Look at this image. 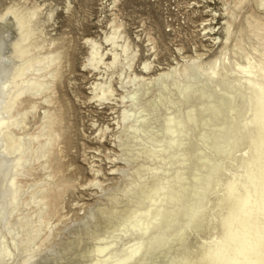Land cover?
<instances>
[{"label": "bare ground", "instance_id": "obj_1", "mask_svg": "<svg viewBox=\"0 0 264 264\" xmlns=\"http://www.w3.org/2000/svg\"><path fill=\"white\" fill-rule=\"evenodd\" d=\"M252 1L254 0H221L225 15L224 35L213 59L203 60L202 53L188 57L183 55L185 56L183 62H176L168 69H162L154 75L148 74L155 66L154 61L150 59L141 62V71L133 69L135 59L139 55V47L128 37L124 23L118 18L113 17L110 20L109 29L104 30L101 39L86 38L89 51L84 66L92 70H103L105 75L104 80H97L91 85V99L102 103L113 101L118 106L116 125L119 132L116 138L123 152L119 158L126 163L128 169L122 166V169L117 167V170H122L126 181L137 169H142L143 172L154 171L151 177H156L157 171L162 169L160 166L162 162H165V165H173L175 155L184 159L185 153L183 150V153H180L179 148L187 144L184 134H188V127L198 114L195 108L186 105L193 96L190 93H197L200 102L203 101L208 105V107L203 106L204 108L200 106L206 120L202 118L203 115L198 114L204 120L205 126H214L216 123L210 125L213 121L209 116L218 113L216 119L221 122L218 126L219 131H227V135L219 134L220 132L216 134L218 139L211 148L214 154L218 157L229 156L232 159L238 155L240 160L237 163L248 162L242 171L235 167L226 168L230 176L225 181L218 177L217 191L219 188L222 189V186L224 188L226 186V191H222L221 197L216 196L214 213L210 216L211 225H213V236L210 241L212 240L213 243L202 245L199 251L201 254L199 253L200 255L196 257L191 256L190 253L191 257L184 258V264H196L197 260L202 258L205 251L211 247L216 249L215 255L218 254L216 258L221 259L218 264L261 262L262 256L257 253L255 255L252 248L257 245L255 236L252 232L239 227L242 221L252 219L251 212L257 210V204L251 199H245L240 206L230 204L226 206L224 201L234 185L242 181L246 184V179L248 180L246 170L254 166L250 162H253L252 159L257 154V157L260 156L259 162H256L257 168L252 169L259 173L253 174V177L250 175L251 179H256L257 186L249 188L252 192L250 197L256 194L264 200V187L258 186L262 177L259 175L264 172V0H256L254 7L251 6ZM116 2L117 0H114V3ZM39 9V6H32L25 12L12 5L0 14V242L4 255L16 252V257L10 264H59L61 257H43L38 250L51 238L57 226L56 222L61 220L59 209L61 199L74 182L72 177L65 174L62 162L65 157V136L69 125L65 119L67 105L63 103L65 100L62 101L58 96V88L62 82L65 53L55 47L54 38L38 41L35 17ZM147 40L152 55L156 57L157 44L154 38L148 36ZM117 67L120 68H118L120 71L117 83L122 89L121 92L117 90L113 81ZM194 96L197 100V96ZM189 103L192 104V101ZM242 107H244V115L239 121L236 112ZM29 116L34 119L32 123L29 122ZM37 117L38 120H36ZM99 131L101 135L105 134L103 129ZM179 135H184V138H179ZM211 143L208 142L207 146ZM240 147H242L240 155L235 154L236 149ZM126 150H129L127 155L130 154V157L126 155ZM136 153H140V156L137 157ZM214 160L216 162L214 161L212 166L216 167L219 160ZM228 160L225 158L224 161ZM176 161L180 159L177 158ZM37 169L42 172L38 179L35 178ZM92 169L96 174L101 172L100 169H94V167ZM163 169L167 175L172 174L168 168ZM195 173H193L194 176ZM174 175L176 176V173ZM174 175H168L166 182L169 183L174 179ZM156 180L153 179L151 182V193L154 194L168 187L170 189V185L167 184L166 188ZM92 181L95 182V186L104 189L97 177ZM249 181L247 184H253L250 179ZM132 182L134 183L133 180ZM144 185V183L141 185L142 189ZM116 188L119 190V186ZM120 189L126 195L127 190L129 193V188L123 189L124 191ZM113 190L104 191V196L115 200L118 195L115 196ZM150 202L152 205L157 203L153 198ZM249 204L250 208H247L246 205ZM199 207L198 205L194 209V213L192 211V215L196 212L198 214ZM142 209L137 212L140 214L136 217L137 220H142V225H145L143 222L146 220L142 216L153 209L154 215L160 211V208L155 207L144 209L143 206ZM94 210L90 212L91 220L97 217L98 212L103 211L102 206ZM223 210H225L224 213L228 211L227 215L230 214L228 219L232 218L235 221L230 228L223 229L218 225V213ZM234 215L236 218L233 217ZM87 218L88 216L81 225L74 226L75 232L89 225L91 220ZM123 232L127 233L129 230ZM110 237L113 238V236ZM119 238L116 243L120 241ZM130 242L128 243L132 244ZM118 244L120 245L121 242ZM96 250L101 253L104 246H98ZM126 260L128 259L122 257L117 261L122 264ZM103 262V260H97L90 264H104Z\"/></svg>", "mask_w": 264, "mask_h": 264}, {"label": "rangeland", "instance_id": "obj_2", "mask_svg": "<svg viewBox=\"0 0 264 264\" xmlns=\"http://www.w3.org/2000/svg\"><path fill=\"white\" fill-rule=\"evenodd\" d=\"M255 1H252V7L256 4ZM12 5L25 12L32 6H39L38 15L35 17L38 41L54 38L55 47L60 48L65 53L62 68L63 77L58 88V96L62 101L65 100L63 103L67 105L65 119L69 125L65 136V154L63 153L65 157H63L62 162L66 171L65 174L72 177L74 182L73 186L65 191L61 199L59 207L61 220L56 222V228L61 227V229L54 228L51 238L39 248L40 256L61 257L59 264H90L97 260H103L104 264H116V262L118 263L117 260L122 257L128 259L122 264L127 262H129L128 264H137L136 262H139L138 264H166L165 262L168 264H184L187 257L189 258L192 255L196 257L199 253L201 254L199 251L202 245L213 243L212 240L210 241L213 236V225H211L210 216L214 213L216 199L222 196L223 190L226 191V186L225 188L222 186V189L219 188V191H217L218 177L220 176L219 178L225 181L230 176L226 168L235 167L242 171L248 165L246 164L248 162L237 163L240 160L238 155L233 157L235 159H232L229 156L218 157L214 154L211 148L218 139L216 134L220 132L219 134L227 135V131H219L218 126L221 122L216 119L218 113L209 116L210 120L213 121H209V123L211 122L210 125L216 124L211 127L205 126L204 120H202V118L205 119L202 108H204L203 106L208 107V105L203 101L200 102L197 93H190L193 96H191L188 103L186 102V105L195 108L196 113L198 112L200 116H203L201 118L195 113L196 118L192 120L190 127H188V134H184L187 144L179 148L180 153H183V151L185 153L184 159L182 160V158L175 155L173 165H165V162H162L160 164L162 169L157 171L158 176L156 175V177H151L154 171L143 172L142 169H137L126 181L125 176L122 175V170H117V167L122 169V166L128 169L126 163L119 158L123 155V152L120 150L116 138L119 132L116 125L118 106L113 101L102 103L91 99V85L97 80H104L105 75L103 70H92L90 67L84 66L89 51L86 38L101 39L104 30L109 29L110 20L116 17L124 23L126 34L139 47V55H137L133 65L135 71L142 70V63L146 59H150L155 63L154 69L152 68L148 73L150 75H154L162 69H168L170 65H174L176 62H183L185 56H192L196 53H202L203 60L208 61L215 57L224 35L225 15L221 0H117L116 3H114V0H0V14ZM148 36L154 38L157 44L156 57L152 55V50L149 48ZM183 55L185 56L183 57ZM118 68L115 69L117 73L113 75V81L117 86V90L121 92L122 89L117 83L119 82L117 76L120 71V68ZM194 95L197 96V100ZM191 101L192 104L189 103ZM182 108L185 107L182 106ZM239 110L236 113L240 121L244 115V107L239 108ZM33 120L29 116V122L32 123ZM36 120H38V117ZM100 129L105 131V134L103 132L104 135H101ZM184 135H179V138H184ZM242 140L244 139L242 138ZM208 142H212L211 145L207 146ZM185 147L187 148L185 149ZM241 148L236 149L235 154L240 155ZM128 152L129 150L125 151L126 155ZM136 155L139 157L140 153H136ZM257 155L252 159L253 162H250L254 166L246 170L248 176L246 184L244 181L237 183L223 199L226 206L229 204L240 206V203L245 199H251L257 204V210L251 212L250 218L252 217V219L242 221L239 227L252 232L255 236L254 239H256L257 245L252 248L255 255L257 253L262 256V258L260 257V263L264 264V200L255 193L254 197H250L252 192L249 189L251 186H257L256 179L250 178V175L253 177V174L258 175L259 173L254 170L258 165L256 162H259L260 158ZM127 156L130 157V154ZM177 158L180 161H176ZM225 158L226 160L231 158L229 159L231 161H224ZM214 159H220L216 167L212 166L214 161L216 162ZM222 159H224V162ZM93 167L94 169H100L101 172L94 173ZM163 168H168L169 172H172V174H168L169 176L176 173L175 178L169 183L166 182L168 175ZM208 168L209 170H207ZM221 170L222 173H220ZM36 172L35 178L38 179L41 177L42 172L40 169H37ZM194 172H196V177L193 174ZM263 173L259 175V177L262 176L259 180L260 185H258L260 187H264ZM95 177L102 182V188L104 189L94 185L95 182L92 180ZM153 179H157L156 181L164 187L167 184L170 185V189L166 187L167 189L154 192L156 194L154 195L151 193L150 187ZM249 179L253 184H247L250 182ZM139 182L141 183L139 184ZM143 183L145 185L142 189L141 185ZM116 186H119V190ZM120 188L122 190L129 188V193L128 190L125 191L126 195ZM108 190L115 191V196L118 195V197L116 196L114 200L104 196V191ZM151 198L156 199L157 203L152 205ZM213 203L214 205H212ZM198 205L204 211L198 208V214L196 212L192 215V211L194 213V209ZM101 206L104 212L101 210V212H98L97 217L91 220V217L89 218L91 216L90 212L99 209ZM143 206L144 209L148 207L160 208V211L155 215L152 213L153 209L142 216L146 219L143 222L145 225H142L141 219L137 220L136 218L140 214L137 212ZM246 207L250 208V204ZM113 209L115 210L113 211ZM224 211L218 213V225L226 229L227 227L230 228L235 221L232 218L228 219L230 214L227 215L228 211L225 213ZM87 216L89 218L87 219L91 220L89 225L83 227L81 231L75 232L74 226L81 225ZM233 217L236 218V215ZM227 219L228 222L225 224ZM185 220L188 224L185 223ZM125 227L129 229L126 230ZM184 229L186 232H184ZM128 230L127 233L123 232ZM130 232L132 233L130 234ZM116 234H120V238ZM117 238L120 239L118 242H121L120 245L116 243ZM133 239L136 240L133 241ZM103 242L106 244H103ZM98 246H104L101 253L96 250ZM0 247V264H10L11 260L15 259L16 252L4 255L1 242ZM107 248L112 249L108 250ZM114 250H117V252ZM132 251L133 255L131 254ZM215 251L216 249H212V247L207 249L205 255L198 259L196 264H218L221 259L216 258L218 254L215 255ZM129 254L132 256L130 255L128 258ZM179 259L182 261L179 262ZM169 261L174 263H169Z\"/></svg>", "mask_w": 264, "mask_h": 264}]
</instances>
